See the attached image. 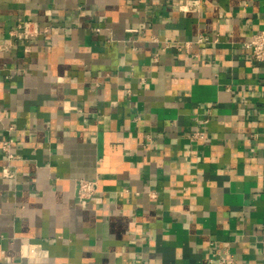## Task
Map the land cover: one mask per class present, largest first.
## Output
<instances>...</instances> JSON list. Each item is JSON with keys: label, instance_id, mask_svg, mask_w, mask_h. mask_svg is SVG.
<instances>
[{"label": "crops", "instance_id": "obj_1", "mask_svg": "<svg viewBox=\"0 0 264 264\" xmlns=\"http://www.w3.org/2000/svg\"><path fill=\"white\" fill-rule=\"evenodd\" d=\"M185 2L0 0V264H264V0Z\"/></svg>", "mask_w": 264, "mask_h": 264}, {"label": "built area", "instance_id": "obj_2", "mask_svg": "<svg viewBox=\"0 0 264 264\" xmlns=\"http://www.w3.org/2000/svg\"><path fill=\"white\" fill-rule=\"evenodd\" d=\"M200 0H186L185 3H181L179 6L180 11L183 12H191L198 7ZM132 31V30H130ZM137 31V30H134ZM43 32H47V30L41 31L37 24L32 21H25L20 23L15 30L11 32V35L15 40L10 41V43H2L0 41V54L9 50L14 45V42L17 41H30L33 38L39 37ZM13 42V43H11ZM199 43L208 42V38H203L202 36L198 39ZM249 47L251 50V58L255 63L264 62V28L262 30L256 31L254 37L249 42ZM263 95H264V84H263ZM5 116V111L1 107L0 104V123ZM13 129V128H11ZM197 134L191 136L192 139L197 138ZM0 148L3 153L8 157V159H13L14 154L12 152V142L10 139H6L0 141ZM3 175L5 177H12V173L9 168L3 169ZM98 182L95 181H85L80 180L78 182L77 189V197L80 202H85L86 200H90L97 193ZM217 264H238L237 259L227 251L219 254Z\"/></svg>", "mask_w": 264, "mask_h": 264}]
</instances>
